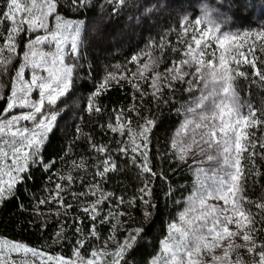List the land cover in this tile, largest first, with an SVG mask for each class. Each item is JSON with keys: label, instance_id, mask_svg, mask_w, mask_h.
<instances>
[{"label": "trees", "instance_id": "obj_1", "mask_svg": "<svg viewBox=\"0 0 264 264\" xmlns=\"http://www.w3.org/2000/svg\"><path fill=\"white\" fill-rule=\"evenodd\" d=\"M52 1V19L60 16L82 22L77 53L70 57V89L58 98L53 128L34 161L0 202V236L70 257L76 229L94 230V242L101 245L110 234L112 216L124 211L129 217L118 236L131 244L120 264H150L193 184L191 167L172 146L188 94L179 81L164 84L170 81L163 76L162 88L153 94V74L147 73L138 83L134 56L158 48L153 57L163 75L179 58L171 55L170 47L184 18L195 20L206 4L231 30L258 22L262 29L264 0ZM7 2L0 0V118L34 38V33L23 30L9 47L3 46L11 29ZM253 67L237 84L239 89L246 87L260 107V121L247 130L241 152L240 190L242 208L252 221L264 260V46L255 50ZM146 122L151 127L146 140L139 141ZM59 184L64 189L63 203L69 206L67 227L62 241L52 244L57 223L37 210L46 191ZM96 194L104 198L100 223L81 209Z\"/></svg>", "mask_w": 264, "mask_h": 264}, {"label": "rangeland", "instance_id": "obj_2", "mask_svg": "<svg viewBox=\"0 0 264 264\" xmlns=\"http://www.w3.org/2000/svg\"><path fill=\"white\" fill-rule=\"evenodd\" d=\"M53 13L52 0L7 2L11 29L3 46L9 47L23 30L34 33V38L26 48L24 66L0 118V202L34 161L53 128L56 102L70 89L71 58L78 50L82 22L60 16L52 19ZM216 14L205 4L195 20H182L170 47L171 55L179 58L172 60L163 75L153 57L158 48L141 51L133 59L138 83L147 73L153 74V94L162 88L163 77L170 81L164 82L166 85L182 83L188 94L172 146L180 160L191 167L193 184L150 264H264L252 221L242 208L241 157L236 159V152L241 156L247 130L260 121L259 104L250 99L246 87L239 89L237 84L254 66L255 50L264 46V28L260 29L258 22L250 28L231 30L216 19ZM44 44L49 48H42ZM150 127L148 122L142 125L139 141L146 140ZM230 151L235 153L234 159ZM53 189L46 191L37 211L57 223L51 242L59 244L69 206L63 203L61 185ZM103 199L96 194L81 208L90 220L104 221ZM112 217L110 234L101 245L94 242V230L86 233L83 227L76 229L70 257L0 236V264H120L131 242L120 240L118 232L124 229L129 214L118 211Z\"/></svg>", "mask_w": 264, "mask_h": 264}]
</instances>
